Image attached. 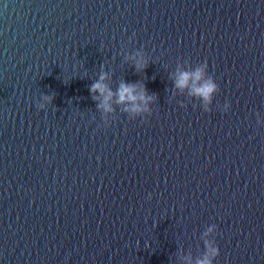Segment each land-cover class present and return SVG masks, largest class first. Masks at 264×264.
<instances>
[{"label": "water", "instance_id": "obj_1", "mask_svg": "<svg viewBox=\"0 0 264 264\" xmlns=\"http://www.w3.org/2000/svg\"><path fill=\"white\" fill-rule=\"evenodd\" d=\"M201 64L207 110L174 86ZM101 73L148 111L98 107ZM205 240L264 264V0H0V264H195Z\"/></svg>", "mask_w": 264, "mask_h": 264}, {"label": "clouds", "instance_id": "obj_2", "mask_svg": "<svg viewBox=\"0 0 264 264\" xmlns=\"http://www.w3.org/2000/svg\"><path fill=\"white\" fill-rule=\"evenodd\" d=\"M139 55V54H137ZM143 65V61L138 62L137 67ZM205 65L201 64L195 68L192 72L181 70L180 66L177 67L175 74L174 86L179 89H183L189 84V80L193 81L195 85L196 81H202L200 86H194L191 94L198 95L204 102L205 110H207V103L210 101L212 94L216 91L217 85L211 77H205ZM105 80V74L101 73L99 78L90 86V91L99 93L103 97V100L98 107H102L104 111H111V106L108 101L115 96L117 103H125V110L133 113L148 111L147 102L152 100V96L146 94V89L143 84L121 82L119 87L113 92L103 81ZM45 99H48L46 96ZM140 101L142 103H137ZM228 105L225 104V109ZM215 225H209L203 235L206 237L209 233L213 232ZM205 253L196 260L195 264H212L213 258L219 254V249L215 247L210 241L205 240Z\"/></svg>", "mask_w": 264, "mask_h": 264}]
</instances>
